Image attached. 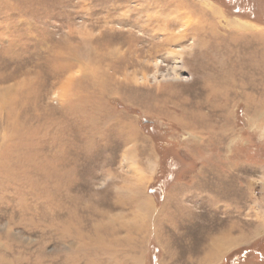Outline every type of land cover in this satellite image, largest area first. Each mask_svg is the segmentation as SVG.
I'll return each mask as SVG.
<instances>
[{
    "label": "rangeland",
    "instance_id": "1",
    "mask_svg": "<svg viewBox=\"0 0 264 264\" xmlns=\"http://www.w3.org/2000/svg\"><path fill=\"white\" fill-rule=\"evenodd\" d=\"M0 264H264V0H0Z\"/></svg>",
    "mask_w": 264,
    "mask_h": 264
},
{
    "label": "bare ground",
    "instance_id": "2",
    "mask_svg": "<svg viewBox=\"0 0 264 264\" xmlns=\"http://www.w3.org/2000/svg\"><path fill=\"white\" fill-rule=\"evenodd\" d=\"M233 24L235 27L240 28L242 30H248L251 28V26L248 23H244V22H240V21H236L235 23H231ZM190 25V24H189ZM185 32V31H184ZM181 54V53H180ZM180 54L179 53H175L173 56H178L180 59ZM132 164H134V162L132 161ZM219 252V251H218Z\"/></svg>",
    "mask_w": 264,
    "mask_h": 264
}]
</instances>
